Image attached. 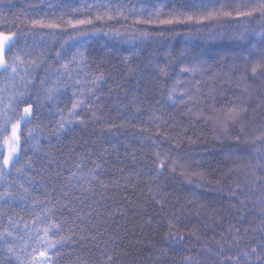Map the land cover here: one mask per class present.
<instances>
[{
  "label": "trees",
  "instance_id": "1",
  "mask_svg": "<svg viewBox=\"0 0 264 264\" xmlns=\"http://www.w3.org/2000/svg\"><path fill=\"white\" fill-rule=\"evenodd\" d=\"M262 7L0 0V264H264Z\"/></svg>",
  "mask_w": 264,
  "mask_h": 264
},
{
  "label": "snow or ice",
  "instance_id": "2",
  "mask_svg": "<svg viewBox=\"0 0 264 264\" xmlns=\"http://www.w3.org/2000/svg\"><path fill=\"white\" fill-rule=\"evenodd\" d=\"M255 11H256V9H251L249 11H238V12H236V15L238 17H251L254 14ZM261 11H264V7H262ZM224 15H229L230 16V15H232V13L231 12H227V13H224ZM85 22L86 21H78L77 23L83 24ZM34 23H36V22H34ZM167 23H172V21H167ZM11 39H12V37H10V36H4L3 40L0 41V49L7 48L9 46L10 42H11ZM16 60L19 61L20 63H23L22 61H20L19 57H16ZM33 63H35V62H33ZM0 68H3L5 71H7L10 68L13 73H15L17 71V65L16 64H9L2 54H0ZM193 70L194 69H185V71H193ZM252 71H253V73H255L256 68H253ZM22 96H23V94H21V98H19L17 100L18 103H23L24 102L23 99H22ZM170 98H171V96H170ZM76 107H77V105L74 104L73 108H76ZM31 110H32V105L31 104H29L27 107H25L23 109V115H21L19 117V119L16 121V123L12 125L11 134L5 136L4 139H3V145H7V155L3 156V165L0 166V175L3 174L4 168L9 166L10 163L14 162L15 159H16V156L18 154V150H19V147H20V137L18 135L20 124H21V121H24L29 116ZM236 115H238L237 112H234V113L230 114L231 119L234 120ZM7 123H8V121H5V125ZM61 127H63V124H61ZM0 131L7 132L8 129L5 126L2 129H0ZM2 147L3 146L0 145V154H2ZM163 167H164V164L162 162L161 165H160V168H163ZM21 170H18V171H21ZM26 191H27V189H25V192ZM8 195H10V193H8L7 191H5L4 193H0V196H8ZM50 228H56L58 230L59 229V225L53 223L50 226ZM47 231H48V229H46V232ZM8 235H11V233H9ZM58 242L59 241H57V243ZM236 242L239 243V238L237 239ZM49 247H54V245H49ZM251 251L253 253H255L256 249L253 248ZM241 254L245 258L249 257V253L248 252L238 253V256L241 255ZM39 255L41 257H47V251H41L39 253ZM109 259H111V258L109 257ZM233 259L235 260L237 258L234 257ZM259 259H261V257L257 256V260H259ZM237 264H239L238 260H237Z\"/></svg>",
  "mask_w": 264,
  "mask_h": 264
},
{
  "label": "rangeland",
  "instance_id": "3",
  "mask_svg": "<svg viewBox=\"0 0 264 264\" xmlns=\"http://www.w3.org/2000/svg\"><path fill=\"white\" fill-rule=\"evenodd\" d=\"M5 35H2V34H0V41H2L3 40V37H4ZM11 37V36H10ZM3 49H0V51H2ZM23 121H21V123H22ZM20 130V129H19ZM18 134H19V131H18ZM10 165H11V163H10ZM9 165V166H10ZM9 166H7V167H9Z\"/></svg>",
  "mask_w": 264,
  "mask_h": 264
}]
</instances>
